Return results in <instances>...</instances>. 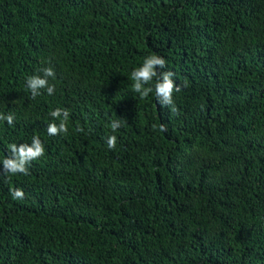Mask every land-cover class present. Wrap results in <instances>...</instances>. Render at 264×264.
<instances>
[{
    "label": "trees",
    "instance_id": "16d2710c",
    "mask_svg": "<svg viewBox=\"0 0 264 264\" xmlns=\"http://www.w3.org/2000/svg\"><path fill=\"white\" fill-rule=\"evenodd\" d=\"M151 54L175 114L132 89ZM0 114V171L45 146L0 175V264H264V0H0Z\"/></svg>",
    "mask_w": 264,
    "mask_h": 264
},
{
    "label": "clouds",
    "instance_id": "9594fccd",
    "mask_svg": "<svg viewBox=\"0 0 264 264\" xmlns=\"http://www.w3.org/2000/svg\"><path fill=\"white\" fill-rule=\"evenodd\" d=\"M167 67V62L164 58L156 54H151L144 58L141 66L135 68L130 74L132 89L138 93L142 99L148 98L150 94H154L156 100L162 107H168L172 113H177L178 109L174 102V93L180 92L181 87L173 79L175 73L172 71H163ZM43 77L34 75L27 78V87L30 89L32 97L40 95L41 89H46L49 95L54 94L55 86L49 85L48 78L55 79L56 73L52 67L44 68ZM153 81L155 83L153 84ZM50 116L59 123L52 122L47 127L48 135L55 136L61 133L68 132V118L69 112L67 109L56 108L51 111ZM0 120H6L8 125H13L15 117L12 114L4 116L0 114ZM110 127L113 132L121 127L120 120H112ZM156 127L155 125L153 126ZM161 132L167 131L166 126L161 124L159 126ZM83 131V129H78ZM117 137L112 135L107 139V146L110 149L116 147ZM11 153L10 156L2 161V171L0 175L5 173L11 174H29L28 165L45 154V146L39 136L32 137L31 144L22 143L17 145L12 143L8 145ZM11 196L13 199H23L25 192L22 189H11Z\"/></svg>",
    "mask_w": 264,
    "mask_h": 264
}]
</instances>
